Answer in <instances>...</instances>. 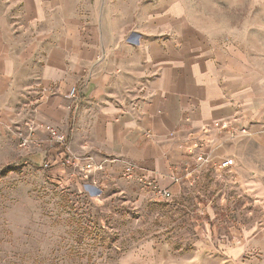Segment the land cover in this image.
<instances>
[{"label": "crops", "instance_id": "obj_1", "mask_svg": "<svg viewBox=\"0 0 264 264\" xmlns=\"http://www.w3.org/2000/svg\"><path fill=\"white\" fill-rule=\"evenodd\" d=\"M82 4L0 0V140H15L21 156L44 169L53 151L45 133L27 149L18 137L29 122L58 127L75 155L114 161L86 179L72 168L47 169L53 182L98 194V185L122 181L140 199L153 198L149 182L174 194L211 169L187 174L200 152L231 157L229 171L249 173L237 182L264 217V163L246 160L254 143L264 156V75L242 53L181 25L176 5L127 21L108 11L98 20L91 1ZM73 86L77 99L66 97ZM123 162L135 165L131 178L121 177ZM233 239L209 264H264V227ZM203 247L177 260L154 241L131 253L137 264H203ZM249 251L257 258L244 260Z\"/></svg>", "mask_w": 264, "mask_h": 264}, {"label": "rangeland", "instance_id": "obj_2", "mask_svg": "<svg viewBox=\"0 0 264 264\" xmlns=\"http://www.w3.org/2000/svg\"><path fill=\"white\" fill-rule=\"evenodd\" d=\"M90 1L98 20L106 11L140 20L176 5L181 25L215 46L242 53L264 75V0ZM82 5L86 8L87 0ZM14 142L0 140V264H137L131 250L150 241L167 246L175 260L201 243L203 264H209L219 244L264 227L260 207L237 182L248 172L219 174L211 168L168 198L140 199L122 181L98 185L96 194L83 185L56 184L38 162L23 158ZM249 148L255 152L247 163H264L258 146ZM243 258L256 259L257 253Z\"/></svg>", "mask_w": 264, "mask_h": 264}, {"label": "built area", "instance_id": "obj_3", "mask_svg": "<svg viewBox=\"0 0 264 264\" xmlns=\"http://www.w3.org/2000/svg\"><path fill=\"white\" fill-rule=\"evenodd\" d=\"M79 91L76 86L69 89L66 97L71 99H77ZM38 131H42L46 135V140L49 144V148L52 152H47L45 161L42 166L44 169L58 168L62 170L70 169L76 171V173L82 174L83 178H87L88 175L103 171L107 168V164L113 162V159H102L97 161L92 155H75L71 152L67 135L58 127L44 124H35L29 122L26 125V134H19L18 147L21 149H27L31 145L41 144V140L34 138ZM233 135V134H232ZM195 166L188 170L187 174L193 172H199L205 165H209L216 173H222L225 170L230 169L234 165V160L231 157H225L220 159H214L211 154L200 152L195 155ZM121 177L131 178L134 174L135 165L131 162H123ZM174 182H179L181 176H173ZM150 187L154 195L168 198L171 196V192L168 189L158 187L156 184L149 182L146 184Z\"/></svg>", "mask_w": 264, "mask_h": 264}]
</instances>
